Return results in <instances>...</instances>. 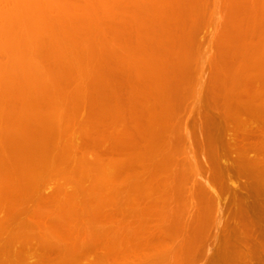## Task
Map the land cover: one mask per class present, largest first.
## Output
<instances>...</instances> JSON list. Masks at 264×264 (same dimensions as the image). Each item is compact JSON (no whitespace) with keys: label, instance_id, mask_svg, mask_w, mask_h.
Returning <instances> with one entry per match:
<instances>
[{"label":"rangeland","instance_id":"1","mask_svg":"<svg viewBox=\"0 0 264 264\" xmlns=\"http://www.w3.org/2000/svg\"><path fill=\"white\" fill-rule=\"evenodd\" d=\"M0 264H264V0H0Z\"/></svg>","mask_w":264,"mask_h":264},{"label":"bare ground","instance_id":"2","mask_svg":"<svg viewBox=\"0 0 264 264\" xmlns=\"http://www.w3.org/2000/svg\"><path fill=\"white\" fill-rule=\"evenodd\" d=\"M108 168H110V167H108Z\"/></svg>","mask_w":264,"mask_h":264}]
</instances>
